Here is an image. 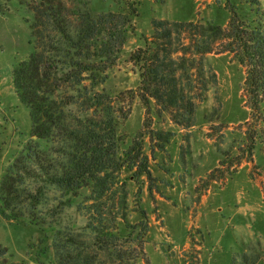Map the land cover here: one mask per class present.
Instances as JSON below:
<instances>
[{
  "label": "rangeland",
  "instance_id": "obj_1",
  "mask_svg": "<svg viewBox=\"0 0 264 264\" xmlns=\"http://www.w3.org/2000/svg\"><path fill=\"white\" fill-rule=\"evenodd\" d=\"M126 1L90 5L121 12ZM231 11L260 16L264 23V0H140L134 28L103 85L129 112L117 126L123 166L102 199L112 208V229L121 235L129 225L147 222L144 257L137 264H264V127L249 108L246 67L232 53L216 54L218 47L194 55V68L181 82L195 106L194 125L185 128L159 112L152 98L144 105L138 67L129 59L151 37L153 18L227 26ZM29 38L18 0H0V178L30 131L28 110L12 81V69L30 52ZM156 131L169 133L168 140L153 137ZM134 139L147 156L151 178L140 173L130 153ZM87 195L54 208L45 229L0 217V243L23 264H57L53 229L88 238L93 207Z\"/></svg>",
  "mask_w": 264,
  "mask_h": 264
},
{
  "label": "trees",
  "instance_id": "obj_2",
  "mask_svg": "<svg viewBox=\"0 0 264 264\" xmlns=\"http://www.w3.org/2000/svg\"><path fill=\"white\" fill-rule=\"evenodd\" d=\"M91 0H18L29 29L30 52L12 69L14 91L27 108L30 131L0 178V217L45 229L54 208L73 204L88 191L86 240L53 229L57 264H137L144 257L148 224L114 231L102 199L123 166L118 155V123L129 106L103 85L121 55L140 0L125 10L95 11ZM264 16V15H263ZM231 11L227 26L153 18V33L129 59L140 75L139 98L166 111L177 125H194V104L181 86L194 55L232 53L246 67L249 108L264 127V23ZM188 39V43L184 40ZM187 77L186 79H188ZM130 98L135 94L130 92ZM141 134L139 131L138 136ZM169 133L152 132L166 142ZM130 153L139 171L151 178L147 156L134 143ZM151 192V187H150ZM144 213V211H142ZM123 220V219H122ZM125 221V220H123ZM85 248L87 252L82 251ZM244 257H246L244 255ZM0 264H23L0 243Z\"/></svg>",
  "mask_w": 264,
  "mask_h": 264
}]
</instances>
